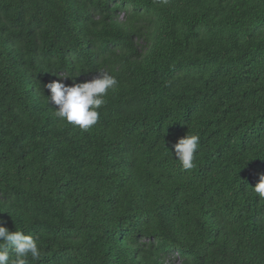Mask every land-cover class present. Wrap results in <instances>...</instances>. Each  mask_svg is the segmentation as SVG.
<instances>
[{
    "label": "trees",
    "instance_id": "trees-1",
    "mask_svg": "<svg viewBox=\"0 0 264 264\" xmlns=\"http://www.w3.org/2000/svg\"><path fill=\"white\" fill-rule=\"evenodd\" d=\"M147 1L0 0V220L38 239L30 264H264V210L249 223L239 201L264 154L216 148L237 104L229 84L191 74L195 51L233 45L234 78L264 69V0H174L138 18ZM148 29L190 82L160 89L147 67L138 86L131 55ZM100 71L118 85L98 122L56 118L46 85ZM187 133L200 137L190 171L172 147Z\"/></svg>",
    "mask_w": 264,
    "mask_h": 264
},
{
    "label": "clouds",
    "instance_id": "clouds-1",
    "mask_svg": "<svg viewBox=\"0 0 264 264\" xmlns=\"http://www.w3.org/2000/svg\"><path fill=\"white\" fill-rule=\"evenodd\" d=\"M174 0H151L145 3L142 17L153 19L164 15V5ZM136 48L131 55V62L136 66L133 76L139 86L147 67L157 71V85L160 89L177 83H188L189 79L183 77L177 70L174 59L169 51L172 48L165 36L157 34L153 29H148L141 36L134 38ZM169 45L170 48L166 49ZM241 48L233 45V54L222 48L204 47L193 54L194 70L192 77L211 78L220 80L228 85L227 99L237 104L232 112L229 123L219 129L215 134V146L222 153L227 154L237 147V142L249 156L264 154V69L254 60L244 76L233 77L229 63L230 55L241 53ZM73 76L61 75L62 80ZM118 85L117 79L106 71H100L92 80L83 83L66 85L60 81H54L46 85L50 91L47 103L53 105L54 116L61 122L78 127L82 131L89 130L100 117L99 109L105 104V97L110 90ZM133 90L135 84L130 86ZM139 95V94H138ZM147 107L153 103L145 102ZM231 143L232 149L222 140ZM223 143V144H222ZM175 158L183 170L190 171L195 167L194 159L200 147V137L187 133L172 145ZM249 162V159H248ZM263 168L258 172L248 170L240 174V179L247 181L254 194L241 193L239 199L244 208L245 220L249 223L258 213L264 210V160ZM42 251L38 239L31 234H25L21 230L10 231L0 220V264H30L32 261H40Z\"/></svg>",
    "mask_w": 264,
    "mask_h": 264
}]
</instances>
